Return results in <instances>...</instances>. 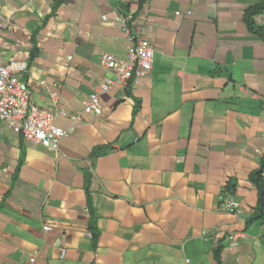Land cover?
<instances>
[{"label":"crops","instance_id":"crops-1","mask_svg":"<svg viewBox=\"0 0 264 264\" xmlns=\"http://www.w3.org/2000/svg\"><path fill=\"white\" fill-rule=\"evenodd\" d=\"M256 2L0 0V65L27 61L31 100L65 108L69 130L52 151L0 121V264H264V219L249 222L264 155V41L244 22ZM129 12L153 68L86 114L115 76L102 55L126 57Z\"/></svg>","mask_w":264,"mask_h":264},{"label":"built area","instance_id":"built-area-1","mask_svg":"<svg viewBox=\"0 0 264 264\" xmlns=\"http://www.w3.org/2000/svg\"><path fill=\"white\" fill-rule=\"evenodd\" d=\"M176 14H180L179 11ZM132 13L126 16H117L123 32L127 37L126 57L119 58L112 53L106 52L101 57V64L114 73V78H107L96 88L83 102V110L86 114H100L102 111L101 92L115 86H128L134 77L147 75L153 68L154 50L147 42L138 39L131 32L128 20ZM106 19V16H103ZM29 64L25 60L11 59L0 65V121L7 122L23 138L32 143L40 144L44 148L58 151L61 140L69 133L67 128L58 125L55 121L57 114L66 116L65 108H48L35 104L31 100V89L24 79ZM53 105L58 101L60 92L54 89L51 93ZM79 115L75 114L74 118ZM230 211L237 208L233 199L224 202ZM50 229L49 224L43 226ZM90 236V233L86 234ZM233 237V236H232ZM206 238V237H205ZM65 250L61 251V257ZM34 256L30 262L34 261Z\"/></svg>","mask_w":264,"mask_h":264},{"label":"trees","instance_id":"trees-1","mask_svg":"<svg viewBox=\"0 0 264 264\" xmlns=\"http://www.w3.org/2000/svg\"><path fill=\"white\" fill-rule=\"evenodd\" d=\"M147 0H139V8L143 6V4ZM57 5V4H55ZM264 13V0H257V2L254 5H251L247 7L244 11V22L246 24V29L257 36H259L264 41V25L259 24L256 21V16L259 14ZM130 20V19H129ZM128 20V22H129ZM36 54V49L31 51V58H33ZM102 151L101 148H95L93 152L91 153V156L94 157L98 153ZM91 177L92 174L90 171H86L85 173V191L87 195V203L90 208V214H91V222H90V230L92 231V239L94 244H96L99 236V231L96 227L95 223V208L92 202V197L90 193V185H91ZM250 181L256 186L258 191V200H257V206L255 208V211L250 218L249 222L255 221V220H262L264 219V155L259 160V166L253 170L249 176ZM219 250L216 252V258L220 262V256H219Z\"/></svg>","mask_w":264,"mask_h":264},{"label":"bare ground","instance_id":"bare-ground-1","mask_svg":"<svg viewBox=\"0 0 264 264\" xmlns=\"http://www.w3.org/2000/svg\"><path fill=\"white\" fill-rule=\"evenodd\" d=\"M225 208L227 209V210H229L226 206H225ZM233 236V237H232ZM232 239H237V235H231L230 236ZM64 250V249H63Z\"/></svg>","mask_w":264,"mask_h":264}]
</instances>
